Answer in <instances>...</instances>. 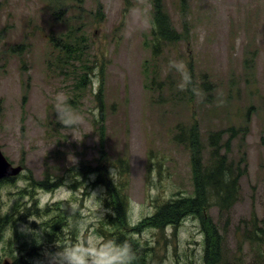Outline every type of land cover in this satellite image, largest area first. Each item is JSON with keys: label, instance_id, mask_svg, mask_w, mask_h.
<instances>
[{"label": "rangeland", "instance_id": "1", "mask_svg": "<svg viewBox=\"0 0 264 264\" xmlns=\"http://www.w3.org/2000/svg\"><path fill=\"white\" fill-rule=\"evenodd\" d=\"M185 2L187 7L180 10L174 0H162L181 36L153 58L148 45L150 0H73L60 19L52 15L53 0H0V150L34 180L63 176L53 191H38L36 204L68 209L66 226L59 227L55 241L43 237L36 218L8 226L1 236L0 264L18 255L13 245L37 246L27 258L29 264H117L102 250L99 229L109 228L102 223L108 209L101 202V188L89 187L92 175L75 188L64 176L65 169L79 162L95 167L102 157L108 159L114 182L118 171L111 165L118 158L127 160V220L138 225L140 232L131 237L149 249L151 264H205L207 247L195 219L186 216L176 228L162 230L146 221L176 192L192 191L191 154L172 136L174 125L185 122L184 109H169L158 101L161 96L169 105L183 97L180 73L170 61L193 68L195 79L204 85L190 122L204 135L230 126L238 130L230 155L245 160L239 199L228 214L209 212L222 238L219 264H264V245L257 249L245 237L259 229L264 243V0ZM134 8L146 9L147 26L133 14ZM69 27L79 28L75 41L94 64L90 85L82 92L72 76L55 69L57 58L48 44L50 34L59 37ZM73 70L80 72L78 67ZM151 77L155 81L149 89ZM98 88L105 116L101 153L92 127L98 117ZM65 112L72 119L82 116L83 122L62 125L57 114ZM17 176L0 194L1 213L27 186Z\"/></svg>", "mask_w": 264, "mask_h": 264}, {"label": "trees", "instance_id": "2", "mask_svg": "<svg viewBox=\"0 0 264 264\" xmlns=\"http://www.w3.org/2000/svg\"><path fill=\"white\" fill-rule=\"evenodd\" d=\"M67 1L65 3V0H53V4L56 6V9L52 12L54 18H59L73 0ZM174 1L180 10L187 7L185 0ZM150 5L151 27L148 35V45L151 56L158 58L166 49L175 46L174 44L177 43L181 33L172 26L162 0H150ZM126 10V8L123 10V15ZM78 27H69L64 33H60L59 37L50 34L48 44L53 55H56L57 58V64L54 65L55 69L60 73H65L64 75L67 77L72 76L74 81H77L76 88L79 92H82L90 85L88 75H91L94 64L88 61L89 56L86 54V50L81 49L75 41L79 31ZM187 29V25L184 24L183 31L188 33ZM74 67L80 68V72L76 73L73 70ZM188 72L191 75L192 83L185 90L179 88V93L183 96L180 101H171L169 105H166L163 103H167V100L161 96L158 97V101L162 103L159 105L163 107L166 106L170 109L175 105L182 106L186 123L194 120L196 114L192 115L190 110L193 106L198 105L196 101L199 96L195 95L192 89L197 88L201 91V86H204L203 83L199 84L195 79L193 68H189ZM154 81L155 79L151 77L148 85L149 89L153 88ZM170 82L173 83V81ZM97 91L95 101L97 103L98 117L97 119H92V127L100 141L98 150L101 153L104 151L105 116L100 88ZM185 94L189 99L187 104L185 102ZM185 122H178L174 125V134L172 136L174 142L181 145L191 154V194L179 195V191L176 192L172 198L156 206L153 214L146 218V221L149 226L162 230L166 227L176 228L186 216L195 219L203 234V243L207 247L203 255L204 263L219 264L221 263V247L218 242H221L222 238L213 225L209 212L211 209H216L218 214H228L239 199V181L245 174V160L236 161L230 155L231 144L237 138L238 130L230 126L228 129L209 131L204 135L196 122L184 125L186 124ZM261 144L264 149V140ZM111 167L116 168L118 171L117 182H114L111 177L107 157H102L101 163L95 167L79 162L77 165L65 169L64 176L71 180L70 185L75 188L80 184L81 179L92 175L93 180H89V187L101 188V202L108 209L102 223L109 230L99 229V232L103 236L101 243L103 252H110L107 254V259L117 264H151L152 259L149 255V249L140 247L138 241L131 237V234L140 232L137 228L138 225H130L127 220V201L124 194L129 173L127 160L118 158ZM20 175V178H25L27 186H24L23 190L17 193L16 202L7 212H0V241L4 230L8 226L16 222L26 221L27 218L38 219L41 223L43 237H46L49 241H55L58 237L59 227L61 225L63 227L66 226L65 219L68 209L48 206L46 209L45 206L41 207L36 204V196L38 191H53L58 186L59 179L63 178V176L55 179L44 177L37 181L34 180L32 175L25 176L22 172ZM16 178L1 180L0 194ZM258 231L259 233L256 234L251 230L245 237L252 244L250 246L260 249L264 243L262 242L263 234L259 229ZM256 242L259 245H255ZM13 247L19 253L11 256L9 264H29L27 258L37 249L36 245H13Z\"/></svg>", "mask_w": 264, "mask_h": 264}, {"label": "clouds", "instance_id": "3", "mask_svg": "<svg viewBox=\"0 0 264 264\" xmlns=\"http://www.w3.org/2000/svg\"><path fill=\"white\" fill-rule=\"evenodd\" d=\"M133 14L137 17V19H140L142 26H147L148 19L146 15V9L141 10L139 8L132 9ZM170 67H176L178 69V72L181 75V83L178 85L181 90H185L188 88L189 85L192 83L191 75L187 70V66L183 63V61H170L169 62ZM192 91L195 95L200 96L202 93L199 89L193 88ZM62 95V94H60ZM59 104L57 105V113L59 111ZM57 120L64 126L71 127L73 124H80L83 122V117L78 116V118L72 119L69 117V113L65 112L64 116H59L57 114ZM112 174V173H111ZM94 198V195H93Z\"/></svg>", "mask_w": 264, "mask_h": 264}, {"label": "water", "instance_id": "4", "mask_svg": "<svg viewBox=\"0 0 264 264\" xmlns=\"http://www.w3.org/2000/svg\"><path fill=\"white\" fill-rule=\"evenodd\" d=\"M21 167H13L3 156L0 150V181L7 178L16 177L20 174Z\"/></svg>", "mask_w": 264, "mask_h": 264}]
</instances>
